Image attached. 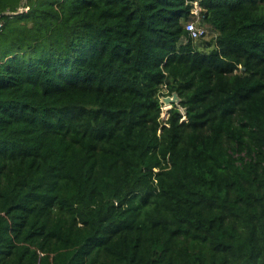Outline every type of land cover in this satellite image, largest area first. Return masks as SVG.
Wrapping results in <instances>:
<instances>
[{
  "label": "trees",
  "instance_id": "1",
  "mask_svg": "<svg viewBox=\"0 0 264 264\" xmlns=\"http://www.w3.org/2000/svg\"><path fill=\"white\" fill-rule=\"evenodd\" d=\"M195 1L0 0V264H264V0Z\"/></svg>",
  "mask_w": 264,
  "mask_h": 264
},
{
  "label": "built area",
  "instance_id": "2",
  "mask_svg": "<svg viewBox=\"0 0 264 264\" xmlns=\"http://www.w3.org/2000/svg\"><path fill=\"white\" fill-rule=\"evenodd\" d=\"M200 11V5H199V1L196 0L195 1V8H194V12L196 14H198V12ZM186 28L187 30L191 33V35L194 37V38H199L201 36H203L205 33H206V27L205 26H202L200 25L197 21L195 20H192V21H189L187 22L186 24Z\"/></svg>",
  "mask_w": 264,
  "mask_h": 264
},
{
  "label": "rangeland",
  "instance_id": "3",
  "mask_svg": "<svg viewBox=\"0 0 264 264\" xmlns=\"http://www.w3.org/2000/svg\"><path fill=\"white\" fill-rule=\"evenodd\" d=\"M23 2H24V0H23ZM21 8H23V7H21ZM206 26H207V29H208V32H207L206 36L202 37L201 39H198L196 41V43L198 45H200L201 47L204 46L206 41H208L209 39H213L216 36V32L209 25H206ZM163 97H164V95L161 96V101H162V113H161V115H162L163 118H166L168 116L167 110H168L169 107H171V104L170 103H166L165 101H163L162 100Z\"/></svg>",
  "mask_w": 264,
  "mask_h": 264
},
{
  "label": "water",
  "instance_id": "4",
  "mask_svg": "<svg viewBox=\"0 0 264 264\" xmlns=\"http://www.w3.org/2000/svg\"><path fill=\"white\" fill-rule=\"evenodd\" d=\"M243 69H244V67H243ZM162 100L165 101L166 103H170L171 106H172L173 103H178L179 102L180 97L177 94V92H174L173 95L164 96L162 98Z\"/></svg>",
  "mask_w": 264,
  "mask_h": 264
}]
</instances>
